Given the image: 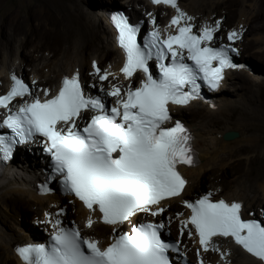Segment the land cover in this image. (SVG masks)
<instances>
[{
    "label": "snow or ice",
    "instance_id": "obj_1",
    "mask_svg": "<svg viewBox=\"0 0 264 264\" xmlns=\"http://www.w3.org/2000/svg\"><path fill=\"white\" fill-rule=\"evenodd\" d=\"M152 3L176 9L169 25L175 26V34L162 38L156 28L141 43L139 24L131 23L123 13L110 17L126 54L120 71L128 80L143 75L137 87L129 85L122 92L113 85L105 93L117 98L115 106L88 95L79 73L65 77L56 95L45 91L43 100L13 75L10 91L0 96V108L10 113L0 121V128L11 130L10 135L0 134V155L8 159L16 145L37 135L46 138V151L54 162L51 179L63 177V190L99 213L100 221L114 232L111 242L101 247L99 241L85 238L78 227H64L56 219L51 245L16 249L24 264H173L169 253L179 252L178 243L162 238L165 223L133 224L140 214L163 215L167 209L162 202L180 197L189 183L179 166L197 163L188 129L179 120L167 126L173 121L169 106L202 99L200 82L218 89L225 69L245 66L235 63L231 55H238V49L210 46L219 22L196 32L193 17L180 10L178 0ZM239 38L235 31L228 35L232 41ZM152 61L156 64L151 65ZM96 73L101 81L112 75L98 67ZM25 97L32 99L13 111L12 102ZM85 112L94 114L85 120ZM184 203L191 214L180 221L181 235L186 230L190 237L195 235L204 252H220L215 240L231 238L264 264V222L245 218L241 202L215 200L209 193ZM95 222L90 217L86 226L91 228ZM125 224L132 227L121 232Z\"/></svg>",
    "mask_w": 264,
    "mask_h": 264
},
{
    "label": "bare ground",
    "instance_id": "obj_2",
    "mask_svg": "<svg viewBox=\"0 0 264 264\" xmlns=\"http://www.w3.org/2000/svg\"><path fill=\"white\" fill-rule=\"evenodd\" d=\"M22 1L17 7L3 11L0 0V48L2 45L8 47L10 51L15 48V51L20 54L21 63H23V65L18 64L15 59H12L9 54L5 55L0 49V94L11 86V74L18 73L22 76L27 74V67L33 62V59L27 55V51H32L36 55L41 54L39 61L47 62L46 53H40L38 47L32 48L35 42L33 36L26 32L22 39L21 37L16 38L25 28H31L35 18H38L37 24L40 28L39 43L42 45H45V42L47 44L55 43L60 46L53 51L48 50L50 51L48 53H52V57L48 59L51 60L50 63H44L41 68L37 67L36 74L41 75L39 80L35 76L31 80L24 76L27 83L36 92L41 88L58 89L62 78L71 76L74 71L80 72L85 88L91 94L96 92L105 94L112 89L113 85L120 86L123 92L129 85L133 87L140 83L142 80L140 74L128 80L120 71L124 66L125 57L122 51L117 48L116 33L107 18L108 13L114 10L125 12L124 7L130 4L124 3L123 7H119L115 2L117 0H101L100 4L98 3L92 8L94 13L91 11L92 9H88L90 11L86 12L81 8V5H78L74 9V13L69 12L70 19H66L64 15H54L41 0ZM128 1L132 3V9L136 15L142 11L149 12L156 16L163 31L167 30L169 34L176 32L175 27H169V18L173 12L170 8L152 7L148 0ZM262 1L264 4V0ZM257 4L258 0H180L183 12L193 17L191 23L194 25V29L200 30L205 25L215 26L219 22L216 40L229 44L235 43L228 39L229 33L233 31L240 34V38L237 40L244 39L248 33L252 34L253 37L255 36L254 40H257L255 48L260 45L261 49L263 48V51H259L262 55L261 58H263L264 25L261 18L264 15L256 10ZM213 8L216 10L214 11ZM232 21L234 24H229ZM224 29L228 31L226 39L220 38ZM101 34L104 35L105 43ZM11 36L14 37L13 40ZM2 37L5 38V43L2 42ZM42 39L46 40L43 41ZM247 47L249 45H246ZM240 48H243L242 58H245L247 56L245 46ZM55 51H58L59 54L62 53V57L59 56V58V54ZM90 51L96 55H90ZM97 67L101 69V72L107 71L112 74L108 80H100L96 73ZM88 68L90 73L87 72ZM46 70H49L48 73ZM238 73L245 75L244 72L233 70L228 73V78L221 88V94L218 95L219 100L214 106L206 107L198 102H193L189 107L175 109L176 113L185 117L191 128L194 137L193 143L199 151L200 162L195 167L181 168L183 175L189 182L186 191L180 197L164 203L163 206L166 207L167 211L163 215L152 216L147 214L141 219H157L164 222L166 228L171 230V237L180 241L181 248L190 257L191 262L200 263L203 260L205 263L211 259L218 264H227L226 259L232 254V264H262L261 261L247 256L237 247L232 246L229 240L222 238L215 240L220 252L226 253L222 257L220 252H204L196 236L190 237L187 230L181 235L180 221L189 216L184 201H192L193 198L209 189L218 191L230 202H241L244 205L242 211L245 218L251 217L247 208L252 207L249 209V212H252L253 207H255L254 197L249 196L248 193L251 191L259 192L261 198L257 201L259 202L258 212L260 216L257 217L264 221V171L255 172L253 166L256 161L252 157H248L257 149L252 146H237V142H246L249 139L258 141L260 144L262 137L261 135L256 137L244 135L241 140L225 141L223 139L225 132L232 131L239 125L238 121H235V115L232 118H225L232 106L237 107L240 114L239 120L247 121L251 130L264 128V121L262 120L260 124L254 113L256 109L248 110L245 104L231 96L235 90L228 87H235L239 84V79L236 76ZM234 80L238 82H234ZM237 93L242 95L239 96L241 100L251 104L261 97V93L256 95L253 94V91L243 93L240 90ZM105 96L111 98L106 94ZM31 156L27 154L25 155L26 158L22 159L17 153L16 158H13L12 163L0 177V264H24L16 248L45 241L47 237L45 231L56 230L52 226L56 219L62 221V226L70 225V221L75 219L84 235L89 238L101 239L103 234L108 235L113 232L112 227L96 222L91 228L87 227L85 220L90 217L95 220V215L83 210L82 205L74 197L58 195L53 191L55 190L54 186L51 187V191L47 195L39 194L37 183L41 181V173L35 170ZM239 175H244L250 181V185L245 186L238 183L237 186L230 187V182L226 181L227 177ZM180 213H183V216H179ZM18 215L25 217L20 223V219L17 218ZM9 218H13L14 223H8L7 219ZM49 220L52 223H49Z\"/></svg>",
    "mask_w": 264,
    "mask_h": 264
},
{
    "label": "rangeland",
    "instance_id": "obj_3",
    "mask_svg": "<svg viewBox=\"0 0 264 264\" xmlns=\"http://www.w3.org/2000/svg\"><path fill=\"white\" fill-rule=\"evenodd\" d=\"M25 1H29V0H25ZM42 3L46 4L48 6V8L52 11V13L54 15H64V17L66 19H70V14L69 12H73L74 13V9L75 7H77L78 5H81V8L84 11H90L88 9H92L94 8L98 3L100 4L101 0H41ZM184 1V0H183ZM238 1V0H237ZM20 2H23L22 0H1V5L3 8V11L6 9H13L15 7L18 6V4ZM117 3V5H119V7H123L124 3H126V6L124 7L125 12L127 11L128 7H132V3L128 0H117L115 1ZM128 2V3H127ZM112 4H114V2H111ZM264 4L262 0H258V4H257V8L256 10L259 11L260 13H262L264 15ZM213 10L215 11L216 9L213 8ZM91 11L94 10L92 9ZM0 18H1V14H0ZM37 19H34L33 24H31V28H25L24 31L19 35L16 36L17 37H24V33H29L31 36H33V39L35 40L32 48H39L40 49V53L45 54V58H47V62H40L39 58L41 56V54L36 55L34 54L32 51H27V55H29L31 57V59H33V62L30 63V65L27 67L28 72L26 75H24L27 79L31 80V78L33 76L37 77V79L39 80L41 78V75H37V67L41 68L44 63H50L51 60L50 57H52V53H48L50 51L48 50H55L60 46H57L58 44L52 43V44H47L45 42V45L40 44V28L38 27L37 24ZM93 19H95L93 17ZM261 20L263 21V25H264V16L263 18H261ZM166 21V20H165ZM98 21L96 20V23ZM229 24H234V21L230 22ZM227 30H223V33L221 34L220 38H225L227 37ZM102 35V39L103 42L105 43L106 40L104 38V35ZM8 36V33H7ZM6 37V36H5ZM255 36L253 37L252 34H246L245 38L242 40H237V41H233L235 42L234 44L238 45L239 47H244L245 46V54L247 55L245 58L242 59H248L249 61L254 60L257 64V66H254V69L257 71V73L254 74H248L247 72H244L245 75H240L239 73L236 75L239 79V84H237L235 87H228L231 90H235V92L231 95L232 97H234L236 100L240 101L241 103L245 104V106L247 107L248 110L251 109H256V111L254 112L257 120H259V123H262V120L264 121V57L261 58L262 55H260L259 51H263V48L261 49V45L259 47H256V43L257 40H254ZM11 39L13 40L14 37L11 36ZM43 41H45L46 39H42ZM41 40V41H42ZM256 41V42H255ZM2 42L5 43V38L2 37ZM18 43L20 44V41L18 40ZM242 44V46H241ZM49 45V46H48ZM246 45H249V47L246 48ZM1 51L4 52L5 55L9 54L11 56L12 59H15L16 62L18 64L21 63L20 60V54L17 53L14 50L10 51V49L4 45L1 46ZM243 48H241V52L243 54ZM46 50V51H45ZM93 50V49H92ZM56 53L59 54L58 51H55ZM91 52V51H90ZM96 55L93 51L90 53V55ZM62 57V53L58 55V57ZM59 57V58H60ZM21 65H23V63H21ZM261 67V68H260ZM49 70H46V73H48ZM88 73H90V69L88 68L87 70ZM18 74V73H17ZM41 81V80H40ZM237 80H234V82H238ZM40 83V82H39ZM237 88H239L237 90ZM242 91L243 93H251L253 91V94L255 93L256 95L261 93V97L257 99V101H254L253 104H251L250 102H244L243 99L241 100V98H239V96H242L241 94L238 95L237 91ZM238 95V96H237ZM230 111L225 115V118H232L233 115H235L236 119L235 121H238L239 125L236 126L232 131H236L239 132L240 137L236 140H241L243 139L244 135L247 136H252V137H256L257 135H261L262 139H261V143L258 144V141H252L251 139H249V141L246 142H237V146L238 147H243V146H252L255 147L257 149V151L252 152L248 155V157H252L253 159H255L256 163L253 166V170L255 172H259L260 170L264 171V128H259V129H255L254 131L250 129V127H248V122L247 121H241L239 120V110L237 109V107L232 106L230 109ZM254 111V110H253ZM192 115V114H190ZM193 117V115L191 116ZM190 117V118H191ZM244 128V130H243ZM258 130V131H257ZM217 133H219L218 131H216ZM234 141V140H233ZM244 161H246V159H244ZM226 181L229 183L230 187L233 186H237L238 183H241L242 185L245 186H249L250 185V181L248 179H246V177L244 175H239V176H229L227 177ZM239 190V189H238ZM202 191V190H201ZM249 196L254 197L255 200V207H253V211L249 212V209H252V207H248L247 208V212L250 216L256 217V216H260L259 212H258V206H259V202L257 201L258 199L261 198V194L257 191H251L250 193H248ZM257 204V205H256ZM263 207V206H261ZM13 212L14 209H12ZM35 217H38V215H35ZM17 218H19V223L21 222V220H23L25 217L23 215H18ZM8 223H14V219H7ZM16 223V221H15ZM170 230V229H169ZM171 233V230H170ZM188 256V255H187ZM189 260L190 257L188 256Z\"/></svg>",
    "mask_w": 264,
    "mask_h": 264
},
{
    "label": "water",
    "instance_id": "obj_4",
    "mask_svg": "<svg viewBox=\"0 0 264 264\" xmlns=\"http://www.w3.org/2000/svg\"><path fill=\"white\" fill-rule=\"evenodd\" d=\"M250 63H251L252 65L258 67V64H257L254 60L250 61ZM239 137H240V134H239V132H236V131H228V132H225V133L223 134V139H224L225 141H233V140L238 139Z\"/></svg>",
    "mask_w": 264,
    "mask_h": 264
},
{
    "label": "clouds",
    "instance_id": "obj_5",
    "mask_svg": "<svg viewBox=\"0 0 264 264\" xmlns=\"http://www.w3.org/2000/svg\"><path fill=\"white\" fill-rule=\"evenodd\" d=\"M179 6H180V0H179ZM181 7V6H180ZM164 8H169V7H164ZM182 8V7H181ZM171 9V8H170ZM172 10V9H171ZM182 10H183V8H182ZM127 12V11H126ZM128 13V12H127ZM173 12H172V14H171V16H170V18L173 16ZM138 15H141V13H138ZM169 18V19H170ZM165 20H166V18H165ZM146 28V24L143 26V30ZM193 31H199V29H194L193 28ZM215 37H217V32L215 33ZM217 41V40H216ZM224 43V42H223ZM227 43V42H226ZM238 46V45H237ZM239 47V46H238ZM118 48V47H117ZM240 48V47H239ZM241 49V48H240ZM243 60H245V61H247L248 62V64L249 65H252L251 63H250V61L246 58V59H243ZM253 66V65H252ZM242 72H245V71H242ZM20 75V74H19ZM21 76V78L27 83V81H26V78L24 77V76H22V75H20ZM204 106V105H203ZM207 107V106H206ZM207 191V190H206ZM205 191V192H206ZM205 192H203L202 194H204ZM202 194H200V195H202ZM200 195H198L197 197H199ZM196 198V197H195ZM251 217H253V216H251ZM254 218V217H253ZM255 218H257L258 220H260V218H258L257 216L255 217ZM212 261V260H211Z\"/></svg>",
    "mask_w": 264,
    "mask_h": 264
},
{
    "label": "flooded vegetation",
    "instance_id": "obj_6",
    "mask_svg": "<svg viewBox=\"0 0 264 264\" xmlns=\"http://www.w3.org/2000/svg\"><path fill=\"white\" fill-rule=\"evenodd\" d=\"M226 260L228 261L227 264H232V254ZM208 261H211V259H208Z\"/></svg>",
    "mask_w": 264,
    "mask_h": 264
},
{
    "label": "trees",
    "instance_id": "obj_7",
    "mask_svg": "<svg viewBox=\"0 0 264 264\" xmlns=\"http://www.w3.org/2000/svg\"><path fill=\"white\" fill-rule=\"evenodd\" d=\"M177 119H179V118L177 117Z\"/></svg>",
    "mask_w": 264,
    "mask_h": 264
}]
</instances>
